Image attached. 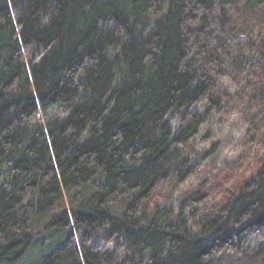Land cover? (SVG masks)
Returning a JSON list of instances; mask_svg holds the SVG:
<instances>
[{"label": "trees", "instance_id": "obj_1", "mask_svg": "<svg viewBox=\"0 0 264 264\" xmlns=\"http://www.w3.org/2000/svg\"><path fill=\"white\" fill-rule=\"evenodd\" d=\"M0 264H264V0H0Z\"/></svg>", "mask_w": 264, "mask_h": 264}, {"label": "rangeland", "instance_id": "obj_2", "mask_svg": "<svg viewBox=\"0 0 264 264\" xmlns=\"http://www.w3.org/2000/svg\"><path fill=\"white\" fill-rule=\"evenodd\" d=\"M242 117L240 114H235L227 123L220 121L221 119L218 118L214 126L202 131L198 145L200 147L209 146L210 148L216 146V151L212 157L219 160V162H221V159H233L237 155L236 144H243L241 138L244 136L245 126Z\"/></svg>", "mask_w": 264, "mask_h": 264}]
</instances>
